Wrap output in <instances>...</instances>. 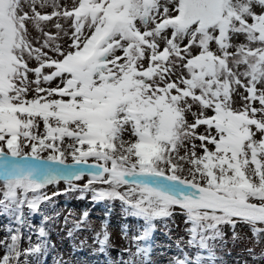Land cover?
I'll return each mask as SVG.
<instances>
[{
  "label": "snow or ice",
  "instance_id": "obj_1",
  "mask_svg": "<svg viewBox=\"0 0 264 264\" xmlns=\"http://www.w3.org/2000/svg\"><path fill=\"white\" fill-rule=\"evenodd\" d=\"M49 2L50 13L37 11ZM53 18L55 34L35 46L28 22L42 31ZM61 181L143 220L140 264H151L155 222L174 208L188 244L209 255L222 225L233 240L238 223L264 239V0H0V214L19 226L0 264H20L24 207L39 213L61 194L44 190Z\"/></svg>",
  "mask_w": 264,
  "mask_h": 264
},
{
  "label": "rangeland",
  "instance_id": "obj_2",
  "mask_svg": "<svg viewBox=\"0 0 264 264\" xmlns=\"http://www.w3.org/2000/svg\"><path fill=\"white\" fill-rule=\"evenodd\" d=\"M57 2L61 7H71L72 4V0H57ZM24 7L26 11H30L28 5ZM36 7L41 14L50 13L53 10L50 2L43 8L37 3ZM254 10L260 11L259 8ZM55 20L56 18H53L51 22H41L42 31H38L31 21L28 22L29 38L35 46L38 47L42 43L44 31L55 34L56 29L53 27ZM60 22L67 27L63 20ZM60 42L64 43V38ZM232 42L234 45L244 43L245 38L239 35L234 37ZM213 48H215L214 45ZM193 51L195 52L196 49ZM31 63L35 66L34 61ZM238 91L244 93V89ZM234 101V107L241 106L239 95L234 96ZM188 120L192 122L191 114H188ZM204 130L203 126L198 129L199 132ZM196 143L198 145L199 141ZM197 152H200L199 148ZM87 179L88 177L85 176L76 183L83 185ZM66 187L63 181L57 185L48 186L44 190L47 195L51 196L55 192L61 194L53 196L52 203L41 205V211L37 214L30 213L27 207H24L25 223L20 231L19 242L22 253L20 264H125L129 261L131 264H140L141 258L134 255L137 244L133 238L142 233L143 220L128 215L118 200L93 203L91 193H85L81 198L82 194L79 191L65 192ZM84 211L89 213L87 222L82 225L83 230L77 231L74 226ZM45 217L48 219L46 220ZM104 221L108 222L107 231L110 239L105 250L101 251L97 234L99 233L102 238ZM258 226L264 227V225ZM17 227L19 226L10 214H0V256L4 255V244L10 242V236ZM40 227L45 228L46 238L38 235ZM189 227L179 208H174L173 215L166 221L157 220L155 230L148 242L151 246V264H173L174 259L183 258L185 255L190 261H195L197 256H200L203 264H264V239L257 243L247 224L236 225L237 239L235 240L232 238V228L222 225L223 238L213 242L211 255L206 250H200L195 245L188 244L190 233L186 229ZM10 228L13 230L12 233L9 232ZM122 228L126 230V235L122 232ZM70 230L71 236L68 235ZM45 241L47 246L41 253L26 254L27 249L37 244H44Z\"/></svg>",
  "mask_w": 264,
  "mask_h": 264
}]
</instances>
